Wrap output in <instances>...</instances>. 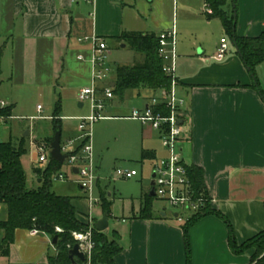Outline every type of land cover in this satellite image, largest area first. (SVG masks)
I'll return each mask as SVG.
<instances>
[{"label":"crops","instance_id":"1","mask_svg":"<svg viewBox=\"0 0 264 264\" xmlns=\"http://www.w3.org/2000/svg\"><path fill=\"white\" fill-rule=\"evenodd\" d=\"M235 8L239 37L257 38L264 33V0H236ZM204 9L205 0H7L0 5V45L5 44L11 50L10 57L16 66L14 71L17 66L24 70L26 67L35 69L34 79L22 75V85L37 81L38 69L51 63L52 77L47 73L43 80L53 78L58 83L70 76L79 78L83 82L78 94L90 84L92 56L91 43H80L79 39L97 36L105 40L110 50L109 42H117L123 32L159 36L175 28L177 93L186 102L181 112L184 126L180 142L182 156L188 166L203 170L211 207L230 223L237 245L241 246L264 232V100L252 88L253 77L221 21L208 20ZM224 38L228 40L229 52L224 60L217 61L214 56ZM118 44L123 49L128 47L124 43ZM256 76L264 91V63L257 67ZM115 80L116 77L110 81L112 87ZM11 87H17L14 78ZM153 97L142 98L138 109L145 108ZM125 99L110 101L105 114L115 119L101 122L122 120L119 118L130 115L133 109L122 108ZM58 102L61 105V146L76 141L78 150L82 144L78 125L63 126L60 96L56 104ZM56 104L52 116L37 117L52 123L53 127L44 133L47 142L56 134ZM115 104L121 107L117 112L114 111ZM0 107H12L14 112L16 104L12 100L10 105L0 101ZM78 107L80 110L85 108L79 101ZM13 118L12 115L8 120H0L9 122ZM125 121L140 125L133 135L135 145L139 144L133 152L136 162L142 164L144 151L154 153L155 159L151 160L154 163L166 155L163 148L158 150L152 146L154 134L160 141L158 133L139 122ZM26 133L29 136H25ZM21 138H26L32 145L29 151L34 153L38 163L40 154L34 148L38 136L33 135L31 127L27 131L17 128L14 137L8 141L19 143ZM97 142L94 138L95 162L101 178L104 159ZM43 167L47 166L43 164ZM130 169L137 170L139 175L127 181L141 178L138 169ZM38 176L40 186L42 179ZM65 178L75 179L83 190L75 169L71 168V174ZM142 189L140 200L150 196L151 183ZM61 197L73 199L77 216L86 225L90 222L95 225L104 217L102 209L93 217V207L90 208L85 197ZM108 197L111 198V194ZM142 207V201L137 207L132 203L128 217L122 220L121 235L114 230L120 235L122 247L115 264H188L189 259L190 264H236L229 245V229L221 217L208 215L201 218L189 229L187 240L183 223L175 214L170 215L166 209L156 213L153 207V218L141 219ZM7 219L8 207L0 203V222ZM3 239L4 232L0 230V247ZM52 251L55 248L47 235L18 230L10 256H0V264H45ZM226 257L230 262L225 261Z\"/></svg>","mask_w":264,"mask_h":264},{"label":"trees","instance_id":"2","mask_svg":"<svg viewBox=\"0 0 264 264\" xmlns=\"http://www.w3.org/2000/svg\"><path fill=\"white\" fill-rule=\"evenodd\" d=\"M212 14L205 13L208 20L221 21L226 35L238 48L240 57L253 77L252 88L256 89L264 100V91L257 79L256 69L264 63V33L257 38H242L237 34L236 0H205ZM118 43L127 44L133 51L142 55L144 60L134 66H118L114 86L115 97L123 101L129 92L137 97L144 93L157 94L163 88H169L171 78L164 72L163 60L159 56V36L154 33L123 32L116 39ZM2 57L0 52V76L2 74ZM61 111L60 102L56 104L54 129L55 133L61 129L59 119ZM155 113L169 115L163 106L154 109ZM13 115V108L0 107V118L8 120ZM26 138L16 143L14 140H0V203L8 207V219L0 222V230L4 232V239L0 247V256L9 257L15 236L18 230L45 234L57 243L54 245L55 253L48 254L47 264H72L70 251L76 245L74 233L86 232L89 228L78 216L70 197H61L52 191L54 178L60 173L64 164L50 159L49 164L42 173V185L30 189L27 184L26 172L23 167V157L29 150L26 148ZM53 140V139H52ZM52 140L47 143L51 145ZM81 147L77 150L79 153ZM155 159L154 153L144 151L142 162ZM189 177L195 192L206 200L203 210L188 218L183 224L186 239L189 229L201 218L216 215L224 219L229 229V245L233 253L245 254L255 249V256L251 264H264V232L241 246L237 245L234 230L230 223L219 213L212 209L211 199L206 188L204 172L201 168L189 166ZM108 193L100 190V202L103 213L111 214V204L107 199ZM155 198L146 195L143 199L141 219L153 218V203ZM57 228L62 230L57 232ZM95 249L92 255V264H115V258L122 252L120 235L114 232L110 238L105 232L93 231ZM79 264H82L78 261ZM188 264H190V259Z\"/></svg>","mask_w":264,"mask_h":264},{"label":"rangeland","instance_id":"3","mask_svg":"<svg viewBox=\"0 0 264 264\" xmlns=\"http://www.w3.org/2000/svg\"><path fill=\"white\" fill-rule=\"evenodd\" d=\"M4 1L7 0H0V5H2ZM109 45L110 56L108 65L111 69L109 73L111 80L116 77V68L118 66L136 65L142 63L144 60L142 55L133 51L129 46L123 49L121 48V44L113 40L109 42ZM0 52L3 54L2 74L0 76V101H4L10 105L12 100L16 104V108L13 112L15 118L9 122H2L0 120V140L8 141L11 137H14L17 128L27 131L31 127L33 135L38 136V139L35 140L34 148L40 154L39 148L46 146L45 154L49 163L51 145L49 146L47 143L44 133L52 126V123L49 119H38L37 117L52 116L55 104L60 96L63 107V126H77L78 122L74 119L89 115L88 105H86L83 110H80L78 107L77 91L81 87L83 81L72 76L67 79L63 78V81H59L58 83L55 82L53 78L43 80V75L46 76V74L49 73L52 77L53 72V65L51 63H45L38 69L40 73L37 81L32 80V82L22 85V75L24 74L34 79L33 74L35 69L26 67L24 70L22 67L17 66L14 71V67L16 66L13 64L10 57L11 50H8L6 45L3 44L0 45ZM13 78L17 87L12 89L11 81ZM58 84L60 88L57 86ZM63 87H65L64 90ZM128 94L126 95L127 98L125 97V104L122 106L125 110L138 109L141 106L142 98L153 96L151 93H144L141 98H139L134 92H129ZM157 95L159 94H155L154 96ZM37 106L41 107L40 113L37 112ZM114 108L115 112L121 109V107L116 104ZM138 126L140 127L138 123L115 120L100 122L96 125V128H94V138L98 141L97 144L101 148V157L104 160L103 168L100 172V182L98 181L96 183L93 191V198L96 199L98 203L94 204L92 215L93 217L96 216L102 209L100 190H104L108 194H111V198L107 195V199L111 204V214L108 216L110 225L106 233L110 238L114 230H118L121 235L123 227L122 220L128 217L131 204L133 203L137 207L140 205L141 201L143 202L144 198L140 200L143 194L142 188L149 187L151 183L154 162L146 160L143 161L142 164H139L136 162L135 158H133V152L135 148L139 146V144L137 146L135 145L133 136L134 133L139 131ZM54 136L52 137L53 140ZM20 140L22 141L23 138ZM151 143L152 146L158 150L164 149L161 140L159 141L155 134L153 135ZM25 145L27 150H29V147H32L27 140ZM22 161L26 172L28 187L30 189L40 187L41 185L39 186L38 184L39 178H37V176L39 175L38 177L42 179L41 175L45 170L43 164L35 162V155L31 151H28ZM128 167L138 169L142 173L141 178L134 181H127L112 176L117 169ZM71 168V165L66 162L59 174L63 175L64 178L68 177L71 174ZM52 191L60 196H78V199L87 198L89 196V193L81 190L75 182V179L71 178H65L63 181L54 179ZM153 207L156 213L164 209H166L170 215L177 212V210L171 209L165 203L156 199L153 203ZM54 253L55 251H52V254ZM253 256H255V249L249 250L245 254H233L236 264H251ZM225 261L230 262V259L226 257ZM197 262H200L199 258H197ZM45 264H47V262Z\"/></svg>","mask_w":264,"mask_h":264},{"label":"built area","instance_id":"4","mask_svg":"<svg viewBox=\"0 0 264 264\" xmlns=\"http://www.w3.org/2000/svg\"><path fill=\"white\" fill-rule=\"evenodd\" d=\"M204 12L212 14V10L207 5H205ZM79 42H89L92 48L90 84L80 89L78 93V101L83 107L88 105L89 115L77 118L78 131L81 134L79 140L82 141L80 152L77 153L75 148L76 141L67 142L61 146V151L62 154L68 156L67 162L72 169L78 171L79 184L84 191L89 193L87 199L90 208H92L94 203H98L93 198V191L100 179L95 162L94 128L101 121L115 119L114 117H107L105 113L108 103L115 100L116 97L114 87L110 85L109 73L111 69L108 65L110 50L105 40L93 36L79 39ZM228 52V40L224 38L216 51L215 60H224ZM159 56L164 63L163 72L171 78L170 87L161 89L157 93L159 95L154 96L145 108L133 109L130 115L119 119L139 122L143 126H149L159 134L166 155L154 163L152 174V176L154 175L152 178L154 181V198L165 203L171 209L177 210L174 213L177 215L176 219L184 224L188 218L203 210L206 200L202 195L195 192L189 177V166L184 162L180 149V142L184 133V126L180 124L181 112L185 108L186 102L177 93L178 55L175 28L159 35ZM103 84L105 86H102ZM158 106H163L168 110L169 115L156 114L154 109ZM38 109L41 110V107ZM46 148V146L39 148L38 163L40 164H48L45 154ZM138 175L137 170L119 168L112 176L131 180ZM54 179L62 181L65 178L58 174ZM87 226L89 229L86 232L73 234L76 245H79L80 252L84 254L86 259L82 264H92V255L96 245L93 240L94 225L90 222ZM57 232L61 233L62 230L57 228Z\"/></svg>","mask_w":264,"mask_h":264},{"label":"water","instance_id":"5","mask_svg":"<svg viewBox=\"0 0 264 264\" xmlns=\"http://www.w3.org/2000/svg\"><path fill=\"white\" fill-rule=\"evenodd\" d=\"M235 17H236V12H235ZM122 47H125V45H123ZM236 51L239 54V50L237 47H236ZM180 124L182 125V122H180ZM25 136H29V133H26ZM50 157L52 160H55L61 164H65L67 162L68 156L62 154V151H61V131L60 130L56 132L54 140L51 144ZM75 172L78 173L77 170H75ZM152 178H154V175L152 176ZM153 186H154V181L152 180L151 182L152 190L150 192V197L152 198L155 197ZM176 216L177 215H175V217ZM108 227H109L108 214L105 213L103 219L98 221L94 225V228L98 232H105L108 229ZM56 243H57V238H54V240L52 241V245L54 246L56 245ZM70 260L72 264H79L78 261L81 263L85 262L86 260L85 256L82 252H80L79 245H75L74 248L70 251Z\"/></svg>","mask_w":264,"mask_h":264}]
</instances>
